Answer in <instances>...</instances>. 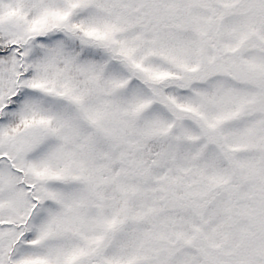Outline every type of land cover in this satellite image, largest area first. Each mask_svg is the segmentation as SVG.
Wrapping results in <instances>:
<instances>
[{"label": "snow or ice", "instance_id": "snow-or-ice-1", "mask_svg": "<svg viewBox=\"0 0 264 264\" xmlns=\"http://www.w3.org/2000/svg\"><path fill=\"white\" fill-rule=\"evenodd\" d=\"M0 264H264V0H0Z\"/></svg>", "mask_w": 264, "mask_h": 264}]
</instances>
